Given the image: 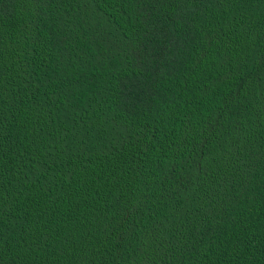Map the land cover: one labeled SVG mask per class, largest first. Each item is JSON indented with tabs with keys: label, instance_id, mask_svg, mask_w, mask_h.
I'll return each instance as SVG.
<instances>
[{
	"label": "trees",
	"instance_id": "obj_1",
	"mask_svg": "<svg viewBox=\"0 0 264 264\" xmlns=\"http://www.w3.org/2000/svg\"><path fill=\"white\" fill-rule=\"evenodd\" d=\"M0 264H264V0H0Z\"/></svg>",
	"mask_w": 264,
	"mask_h": 264
}]
</instances>
